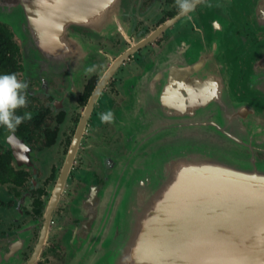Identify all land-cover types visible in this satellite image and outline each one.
<instances>
[{
    "label": "water",
    "instance_id": "95a60500",
    "mask_svg": "<svg viewBox=\"0 0 264 264\" xmlns=\"http://www.w3.org/2000/svg\"><path fill=\"white\" fill-rule=\"evenodd\" d=\"M15 9L25 60L56 72L76 62L71 25L104 32L123 23L121 0H0L2 13ZM220 43L208 50L196 40L176 43L130 86L116 121L133 133L176 127L181 141L172 149L162 137L132 134L135 158L118 162L116 178L75 203L82 222L66 240L69 264H264V160L248 151L264 145V104L235 91L236 61ZM261 54L247 84L257 95H264ZM76 150L75 142L64 177Z\"/></svg>",
    "mask_w": 264,
    "mask_h": 264
},
{
    "label": "flooded vegetation",
    "instance_id": "af4514ba",
    "mask_svg": "<svg viewBox=\"0 0 264 264\" xmlns=\"http://www.w3.org/2000/svg\"><path fill=\"white\" fill-rule=\"evenodd\" d=\"M189 2L194 7L182 13L180 0H121L120 29L70 26L67 38L77 51L67 70L27 76L23 60L18 78L28 84V105L17 112L30 113L31 119L14 131L0 126V264H69L66 240L82 222L75 203L92 189H104L117 176L111 156L127 151L129 141L116 118L130 101V86L176 43L196 40L208 50L221 35L229 52L251 61L249 69L240 60L241 81L251 70L259 71L264 0ZM108 112L111 121H102ZM248 151L264 160V145Z\"/></svg>",
    "mask_w": 264,
    "mask_h": 264
},
{
    "label": "rangeland",
    "instance_id": "374dc122",
    "mask_svg": "<svg viewBox=\"0 0 264 264\" xmlns=\"http://www.w3.org/2000/svg\"><path fill=\"white\" fill-rule=\"evenodd\" d=\"M20 12L21 11L18 10V9H15L14 11H12L11 14H4V13H2L0 11V22H3L5 24H8L9 26H11L12 29L14 30L15 34L20 38L19 44H20L21 49H22V54H23V56H22V62L24 60V67H25V70H26V72H25L26 75L27 76L32 75L34 77V74L37 75V72L38 73H41V72L48 73L50 70H48V69H42L37 64H34L33 62H30L29 63V62H27L25 60V57H24V51H25L24 43L26 42V38H25L24 29L21 27V25L19 23V21L22 19V15H20ZM222 39H223V44L226 45L227 39H224V37H221V35L217 39V41H221V43H222ZM221 46H222V44H221ZM229 54L236 61V63H235V65H236V73H238V75H237V79L235 81V84H236V86H240V83H239V80H240L239 77H240V71H241L240 60L247 62L248 68H249V63L251 61H249L248 59H246V57L245 58L242 57L243 59L242 58L240 59L236 54H233L231 51L229 52ZM248 61H249V63H248ZM248 77H249L248 74H246V77L244 78V80L243 81L240 80L241 86H242V89L240 90L241 91V95H244L243 97L247 98L250 101H254V100L257 99L259 102H262L264 104V100L260 97L261 95H257L255 93H253L250 90V87H249V90H248V88H247V86H249V85H247L248 84ZM237 90H239V89L238 88H235V91H237ZM144 117L147 118L146 116H144ZM132 119H134V118H132ZM116 124H117L118 127L122 128V130L124 131L125 136L127 137V141H129V142H128L127 145L125 144V147H126L127 151H126V153H124L123 156H121V157H119V156H111L113 158L112 159L113 162L115 163V164H113V167L117 166L118 162H120L121 160L123 162H126L127 160H130L131 157L132 158H135L136 153L132 150V146L130 145L131 144L130 139H131L132 134H134V135L135 134H140V135H142V137L144 135H147L146 138L148 140L152 138V141H154V142L157 141L160 137H162L163 138L162 143L165 142V145L167 147L171 143L172 145H170V147L172 149H177L178 148L177 145L181 141L180 138H179L178 129L176 127H171L170 130L165 129L164 131L159 132L157 134L155 132L150 133V131L148 130V128L144 127L143 129L140 128V129L134 131V132H137V133H133L130 128H128V127L125 128V127L121 126L120 125L121 124V121H118L117 120L116 121ZM138 132H140V133H138ZM184 142H186V141L183 140L182 143H184ZM132 145H133V143H132ZM134 146L136 147V145H134ZM157 146L160 147L161 149H165L166 148V146H159L158 144H157ZM222 146H223L224 149H226L228 151H231L232 150V145L229 144V143H224ZM152 154L150 156H152ZM239 161L241 162V160H239ZM111 180H113V178H111Z\"/></svg>",
    "mask_w": 264,
    "mask_h": 264
},
{
    "label": "clouds",
    "instance_id": "9594fccd",
    "mask_svg": "<svg viewBox=\"0 0 264 264\" xmlns=\"http://www.w3.org/2000/svg\"><path fill=\"white\" fill-rule=\"evenodd\" d=\"M181 12H187L194 7L189 0H180ZM28 84L18 78L17 74H0V126L15 130L25 120L31 119L30 113L18 114L17 110L26 108L28 100L26 90ZM112 114L108 112L101 115V120L111 121Z\"/></svg>",
    "mask_w": 264,
    "mask_h": 264
},
{
    "label": "trees",
    "instance_id": "16d2710c",
    "mask_svg": "<svg viewBox=\"0 0 264 264\" xmlns=\"http://www.w3.org/2000/svg\"><path fill=\"white\" fill-rule=\"evenodd\" d=\"M22 49L8 24L0 22V74L22 71Z\"/></svg>",
    "mask_w": 264,
    "mask_h": 264
}]
</instances>
